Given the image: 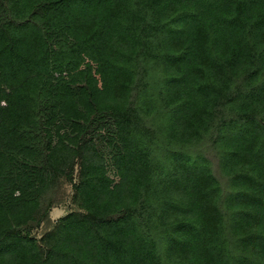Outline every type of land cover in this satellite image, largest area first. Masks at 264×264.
<instances>
[{
	"label": "trees",
	"instance_id": "1",
	"mask_svg": "<svg viewBox=\"0 0 264 264\" xmlns=\"http://www.w3.org/2000/svg\"><path fill=\"white\" fill-rule=\"evenodd\" d=\"M0 264H264V0H0Z\"/></svg>",
	"mask_w": 264,
	"mask_h": 264
},
{
	"label": "rangeland",
	"instance_id": "2",
	"mask_svg": "<svg viewBox=\"0 0 264 264\" xmlns=\"http://www.w3.org/2000/svg\"><path fill=\"white\" fill-rule=\"evenodd\" d=\"M106 151H109L106 150ZM60 201V200H59ZM62 204V202H59V205ZM67 212V209L66 207H55L52 209L50 215H49V219H50V222L54 223V221L60 217H62L64 214H66ZM48 229V227H45V230Z\"/></svg>",
	"mask_w": 264,
	"mask_h": 264
}]
</instances>
